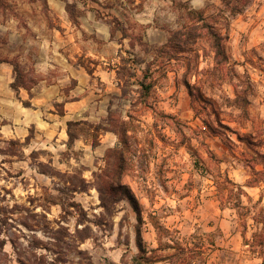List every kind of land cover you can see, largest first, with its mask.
Segmentation results:
<instances>
[{"label": "rangeland", "instance_id": "obj_1", "mask_svg": "<svg viewBox=\"0 0 264 264\" xmlns=\"http://www.w3.org/2000/svg\"><path fill=\"white\" fill-rule=\"evenodd\" d=\"M204 23L235 82L250 78L249 120L233 86L207 80ZM0 55L31 88L17 95L0 65V264H180L177 245L203 252L191 264H264V184L248 187L264 148L232 132L264 134V0L237 15L222 0H0ZM228 178L246 195L220 190Z\"/></svg>", "mask_w": 264, "mask_h": 264}, {"label": "trees", "instance_id": "obj_2", "mask_svg": "<svg viewBox=\"0 0 264 264\" xmlns=\"http://www.w3.org/2000/svg\"><path fill=\"white\" fill-rule=\"evenodd\" d=\"M224 6L230 10V13L232 15H237L240 14L247 6L250 5V3L252 2V0H222ZM70 10H73V7L70 3L67 2V11L69 12V18L71 20L72 23L76 24L77 23V15H75L74 11L70 12ZM188 10V15L193 19V20H198L200 22L205 21V17L202 11H197V10H193V9H187ZM97 14L100 16V12L97 11ZM114 22L117 25H121V22L117 19L114 18ZM204 28L207 29V35H208V40H209V44H210V48L212 49V51L215 54V63H216V67L213 69H209L206 70V76H207V80L209 82V84H211V86H214V84L217 83L221 84V83H229L231 86H233L235 88V98L232 101H229L228 107H233L235 109H239L242 110L246 116V119H248V115L246 114L247 111V105L250 104V100H249V88L251 86V81L250 78H247V84L246 86H242L238 83L235 82L236 80H240V78H242L240 75H238L235 71V68L231 65L230 63V59L227 55V51H226V47L224 44V38L222 36L221 33H219L211 24L209 23H204ZM121 32L124 35V30L121 29ZM124 38H126V35H124ZM167 45H165L164 47L160 48L159 51H162L164 49H166ZM121 60L122 62L125 64L126 63V59L124 57L121 56ZM1 64H8L11 65L13 67L14 70V74H15V78H14V82L11 84V88L14 90V92L19 95V92L21 89H26L30 92L31 88L28 86V83L26 81L25 78V74L22 72V70L20 69L19 65L17 62L15 61H10L7 59H4L3 57H1L0 55V65ZM123 71V72H122ZM128 70L126 68H120L117 71V76H118V80L120 81V83H123V80L126 78V74H128ZM134 76V75H133ZM147 77V74H145V79ZM235 82V83H234ZM128 83V81H126L125 79V84L121 85V90L123 92V95H127V88H126V84ZM240 83V82H239ZM186 86L191 94V96L193 97L194 101H201L206 103L207 100L203 97V95L201 94L200 91H198L197 94H195V86L191 85L188 81L186 83ZM142 90H148L149 88H146L145 83L141 84ZM28 107H31V103H25ZM209 114H207V119H209ZM249 120V119H248ZM109 122H114L113 120V114L110 113L109 114V118H108ZM73 125V122H68V126L69 128ZM123 126H126L127 123L123 122L122 123ZM219 125L228 131H232V129H230V127H227L225 125H222V123L220 122ZM207 129V127H205ZM258 129V128H257ZM253 133H249L247 135L245 134H241L237 131H232L235 132V134L238 137V140L243 143V144H249L250 146L254 147V148H258V147H262L264 148V134L260 133L259 137L256 136V126H253ZM69 132V136L72 139V134ZM128 131L127 130H123V132H119L120 137L122 139V142L126 145V142L128 140V135H127ZM229 140V138H228ZM230 141V140H229ZM258 156L262 159V165H264V154L258 153ZM251 161L248 160V168L251 170V180L248 182V187H258L260 184H264V170L262 171H257L255 166H252ZM256 162V161H254ZM256 164H259L256 162ZM231 185L232 189H230V193L231 195L236 194L235 190L233 188L236 187L235 184H233L229 178L227 179L226 183L225 182H221L219 184V188L220 190H225L228 189V186ZM237 188V187H236ZM237 195H239L238 197H241L242 195H246L245 191L243 190L242 187H238L237 188ZM242 202L241 199H239L238 203L235 205V208H242ZM135 210L137 211L138 214H140L139 212V207H135ZM255 236L259 237L260 234H256ZM167 248H178L181 252H185L186 255H188L187 258H190L191 260L197 259L198 255L199 256H203V252L199 251L200 253H197V251L194 250H187L183 247L180 246H176L173 247L170 244H166ZM139 248L141 250L142 253L146 254V251L144 249V247L142 246V244H139ZM161 250V249H158ZM158 250H155L154 253H157ZM176 255H169L166 259L169 260V262L172 263L171 260H174V257ZM187 258L185 259H180L179 263L180 264H186L187 263ZM141 262H143V264H153V262H156L155 260H157L155 257H153V259H151V257H146L145 255L143 257L140 258ZM176 263V262H175ZM187 264H191L190 262H188Z\"/></svg>", "mask_w": 264, "mask_h": 264}]
</instances>
